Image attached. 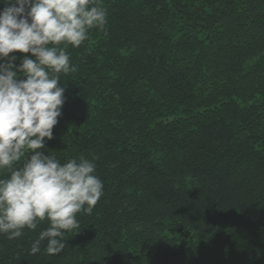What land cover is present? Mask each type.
Masks as SVG:
<instances>
[{
  "label": "trees",
  "instance_id": "trees-1",
  "mask_svg": "<svg viewBox=\"0 0 264 264\" xmlns=\"http://www.w3.org/2000/svg\"><path fill=\"white\" fill-rule=\"evenodd\" d=\"M101 6L45 154L94 159L104 195L60 254H30L46 221L0 234V264H264V0Z\"/></svg>",
  "mask_w": 264,
  "mask_h": 264
},
{
  "label": "clouds",
  "instance_id": "clouds-1",
  "mask_svg": "<svg viewBox=\"0 0 264 264\" xmlns=\"http://www.w3.org/2000/svg\"><path fill=\"white\" fill-rule=\"evenodd\" d=\"M0 234L8 240L41 229L30 254L46 244L60 254L104 195L94 159L61 162L46 151L65 103L61 74L75 72L68 46L79 48L107 24L101 0H0ZM13 53L24 54L16 64ZM30 54V56L28 55Z\"/></svg>",
  "mask_w": 264,
  "mask_h": 264
}]
</instances>
